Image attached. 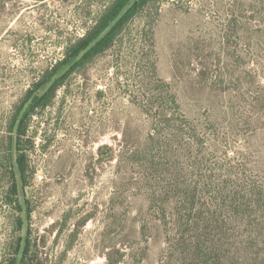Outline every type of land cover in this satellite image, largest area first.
Masks as SVG:
<instances>
[{
  "label": "rangeland",
  "instance_id": "rangeland-1",
  "mask_svg": "<svg viewBox=\"0 0 264 264\" xmlns=\"http://www.w3.org/2000/svg\"><path fill=\"white\" fill-rule=\"evenodd\" d=\"M108 1L0 0V264H18L26 243L30 264H174L170 204L152 179L174 150L208 195L212 174L264 184V0H149L18 139L27 91ZM172 127L171 148L148 140ZM125 141L141 149L131 162Z\"/></svg>",
  "mask_w": 264,
  "mask_h": 264
},
{
  "label": "trees",
  "instance_id": "trees-1",
  "mask_svg": "<svg viewBox=\"0 0 264 264\" xmlns=\"http://www.w3.org/2000/svg\"><path fill=\"white\" fill-rule=\"evenodd\" d=\"M148 1L109 0L106 3L100 16L92 21L85 36L66 47L69 59L47 71L43 77L50 74L47 81L42 83L38 80L39 83L27 91V108L16 129L18 139L25 137L26 119L32 115L34 109L48 105L49 101H44L46 96L51 93L53 95L57 87L62 85L61 81L76 67L81 66L83 61L110 48L123 24ZM81 54L82 57L75 60ZM66 65H70V68L39 95L55 73ZM16 118L17 116L14 121ZM173 120L175 123V119ZM175 139L174 127L166 136H148L152 143H159L167 148L174 146ZM129 142L125 141L130 148L124 154L131 162L141 155V149ZM11 165L15 168L14 173L24 177V155L17 154L15 164ZM154 173L155 178L152 179L156 186H162V190L155 193L160 195L158 198L162 201H168L170 215L173 217L174 264H264V184L259 186L248 178H239L237 172L212 174L206 178V182L215 186L208 195L207 189L191 183L189 172L181 169L177 163L175 150L171 170L159 167ZM135 183L140 184V179H136ZM14 192L15 187L12 184L11 189L5 193V198H9ZM165 212L162 208V213ZM33 259L30 256L29 243L24 244L18 264H30Z\"/></svg>",
  "mask_w": 264,
  "mask_h": 264
}]
</instances>
